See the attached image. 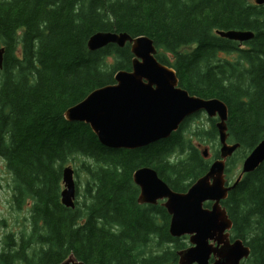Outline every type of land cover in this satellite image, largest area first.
Wrapping results in <instances>:
<instances>
[{
	"label": "trees",
	"instance_id": "1",
	"mask_svg": "<svg viewBox=\"0 0 264 264\" xmlns=\"http://www.w3.org/2000/svg\"><path fill=\"white\" fill-rule=\"evenodd\" d=\"M228 29L254 36L238 43L216 34ZM96 31L147 35L182 88L227 105L228 141L240 143L227 161L228 180V162L241 161L264 138V4L0 0V158L11 208L24 212L20 231L0 240V264H60L71 253L86 264H177L176 251L187 246L185 236H170L163 206L137 203L132 172L152 167L173 190L186 191L210 164L192 136H216V119L211 131L182 139L184 120L169 137L136 149L108 148L87 124L67 121L66 108L131 67L128 43L88 50ZM74 156L84 158L79 166L86 176L82 192L75 182L70 208L60 201L61 169ZM221 204L232 237L250 247L240 264H264V161L243 173Z\"/></svg>",
	"mask_w": 264,
	"mask_h": 264
},
{
	"label": "water",
	"instance_id": "2",
	"mask_svg": "<svg viewBox=\"0 0 264 264\" xmlns=\"http://www.w3.org/2000/svg\"><path fill=\"white\" fill-rule=\"evenodd\" d=\"M254 1L264 4V0ZM216 34L238 43L254 36L251 30L239 29L217 30ZM110 43L118 47L129 44L130 69L116 70L113 83L91 90L64 110V118L87 124L102 145L115 149L141 148L167 138L177 131L186 117L198 111L216 118L218 157L186 191L173 190L148 166L134 170L132 181L139 188L138 204L157 205L160 201L166 209L170 236H188L189 245L176 251L177 264H240L249 256L250 247L241 238H231L232 221L221 201L243 173L255 170L264 161V138L243 158L239 176L230 183L226 177L227 161L240 143L228 141L227 105L216 97L203 98L182 88L175 70L156 58V46L147 35L96 31L88 37L87 48L94 51ZM3 54L4 48L0 46V68ZM202 154L207 157L208 151L205 149ZM61 181L60 201L73 208L75 177L72 165L62 167ZM60 264L86 263L71 253Z\"/></svg>",
	"mask_w": 264,
	"mask_h": 264
},
{
	"label": "rangeland",
	"instance_id": "3",
	"mask_svg": "<svg viewBox=\"0 0 264 264\" xmlns=\"http://www.w3.org/2000/svg\"><path fill=\"white\" fill-rule=\"evenodd\" d=\"M223 56V54H221ZM231 58V56H229ZM110 60V59H109ZM111 61V60H110ZM198 113V112H197ZM213 118H209L205 112H201L199 114H196L194 119L191 121L186 122V127L188 129V132L184 134V137L182 136V139H185V136H188L189 133L195 132L196 130H208L211 131L212 127V120ZM191 142L198 148L199 153H203V150L208 151V158L212 160L215 158L216 152L219 153V140L218 135L216 133V136L209 138L206 135L203 137L200 136H192ZM185 152H179L178 155L183 157ZM202 155V154H201ZM175 156V155H174ZM84 158L82 156H74L72 157L71 161L68 164H71L76 170L74 172L75 182L76 186L79 188V192H82V187L85 182V176L84 170L79 166V162H83ZM242 161L235 162L234 164H229L230 170L228 172V177L230 183L237 178V176L241 172V165ZM66 164V165H68ZM65 166V165H64ZM63 187V186H62ZM10 186H9V176L6 173L5 170V164L2 158H0V240L3 239V236L5 233H8L9 231H13L15 233H18L20 231V228L23 227L22 225V218L24 217V212L19 211L15 212L10 205ZM81 194V193H79ZM77 198V195L75 199ZM23 212V213H22ZM25 224V222H24ZM232 237V234H231ZM233 238V237H232ZM185 243L189 245V241L187 238H183ZM187 247V246H186Z\"/></svg>",
	"mask_w": 264,
	"mask_h": 264
},
{
	"label": "flooded vegetation",
	"instance_id": "4",
	"mask_svg": "<svg viewBox=\"0 0 264 264\" xmlns=\"http://www.w3.org/2000/svg\"><path fill=\"white\" fill-rule=\"evenodd\" d=\"M201 112H204V111H198V113L196 112V113H194V114H192V115H190V116H188V117H186L184 120H188V121H191L192 119H194V117H195V115L196 114H199V113H201ZM194 116V117H193ZM210 118V117H209ZM213 119H215V118H213ZM216 122V121H215ZM216 157V156H215ZM213 160V159H212ZM211 162V161H210ZM138 187V186H137ZM138 193H139V188H138ZM142 205H144V204H142ZM146 205H151V204H146Z\"/></svg>",
	"mask_w": 264,
	"mask_h": 264
}]
</instances>
